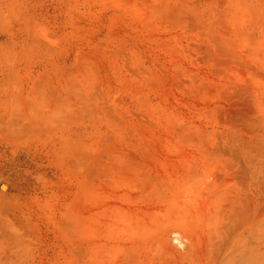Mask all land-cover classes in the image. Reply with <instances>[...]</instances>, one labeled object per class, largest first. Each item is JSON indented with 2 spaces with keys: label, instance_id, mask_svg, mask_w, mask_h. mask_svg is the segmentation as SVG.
<instances>
[{
  "label": "rangeland",
  "instance_id": "1",
  "mask_svg": "<svg viewBox=\"0 0 264 264\" xmlns=\"http://www.w3.org/2000/svg\"><path fill=\"white\" fill-rule=\"evenodd\" d=\"M0 264H264V0H0Z\"/></svg>",
  "mask_w": 264,
  "mask_h": 264
},
{
  "label": "bare ground",
  "instance_id": "2",
  "mask_svg": "<svg viewBox=\"0 0 264 264\" xmlns=\"http://www.w3.org/2000/svg\"><path fill=\"white\" fill-rule=\"evenodd\" d=\"M2 188H3V189H5V188H6V186H5V185H2Z\"/></svg>",
  "mask_w": 264,
  "mask_h": 264
}]
</instances>
